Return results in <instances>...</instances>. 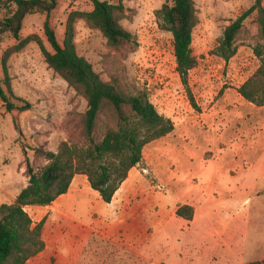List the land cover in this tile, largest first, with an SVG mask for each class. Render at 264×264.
Instances as JSON below:
<instances>
[{
	"label": "rangeland",
	"instance_id": "obj_1",
	"mask_svg": "<svg viewBox=\"0 0 264 264\" xmlns=\"http://www.w3.org/2000/svg\"><path fill=\"white\" fill-rule=\"evenodd\" d=\"M56 1L48 21L62 44L69 14L91 11L92 4L90 0ZM100 1L122 3L119 23L137 45L111 48L99 30L78 20L74 24L77 54L102 81L116 84L124 94H145L174 127L172 133L143 148L142 162L133 170L137 180L129 201L147 204L149 220L141 234L128 238L125 231L117 232L118 220L104 215H95L100 222L92 229L52 219V226L42 234L44 251L26 264H178L183 259L178 256L207 252L211 242L228 239L231 216L240 219L236 211L246 199L252 201L245 207L251 209L249 237H257L258 226L264 225V106L256 107L238 93L260 66L254 49L264 52L255 13L235 39L236 54L228 62L216 55L225 28L253 0H193L197 24L191 54L196 65L188 74V86L195 107L176 72L172 36L161 28L156 14L172 0ZM4 2L0 0V19L9 13ZM46 19L38 12L26 16L20 37L32 41L7 62L14 96L30 103L31 109L7 113L0 102V205L13 204L27 186L25 157L35 171L45 166L36 149L56 153L62 143L85 145L81 129L86 102L48 68L35 41L39 39L52 52L43 30ZM15 45L10 37L0 42V62L3 52ZM113 123L101 115L96 139ZM252 183L256 191L246 188ZM98 200L88 187L80 202L92 207ZM184 205L193 208L191 221L175 215ZM27 212L36 223L34 213ZM250 261L254 259L242 263Z\"/></svg>",
	"mask_w": 264,
	"mask_h": 264
},
{
	"label": "trees",
	"instance_id": "obj_2",
	"mask_svg": "<svg viewBox=\"0 0 264 264\" xmlns=\"http://www.w3.org/2000/svg\"><path fill=\"white\" fill-rule=\"evenodd\" d=\"M263 1L253 0L252 6L225 28L216 50V55L225 62L236 54L235 39L244 22L254 13L259 35L264 39ZM90 2L91 11H75L69 14L62 44L58 43L48 21V16L56 8V0H5L3 4L9 13L0 19V42L5 37H10L16 42L15 46L3 52L0 62L3 74L0 102L6 112L24 113L31 109L30 103L14 96L7 62L11 55L21 51L30 42L31 38L21 39L20 32L26 16L35 12L47 17L43 30L52 52L47 51L39 39H35L45 64L68 87L83 97L86 111L81 129L84 147L62 143L56 153L36 149L35 155L46 162L38 171L33 169L25 157L27 186L20 191L13 204L0 205V264H26L45 249L42 239L45 218L36 224L33 223L25 211L26 207L51 206L57 198L67 193L76 175L86 176L91 190L98 193L103 203L110 204L131 169L142 162L143 148L169 135L174 129L173 123L158 114L145 94H124L116 84L102 81L91 64L77 54L74 45V24L78 20H83L99 30L111 48L137 45L134 37L119 23L124 13L121 2ZM156 14L162 22L161 28L172 36L176 72L191 106L195 107L188 86V74L196 65L191 54L192 31L197 24L195 4L193 0H172L170 4H163ZM254 53L260 60V66L239 87L238 93L250 104L263 107L264 52L258 47L254 49ZM104 114L112 119L114 127L97 140V125L100 116ZM175 215L177 218L191 221L193 208L187 205L178 206ZM249 264H264V260Z\"/></svg>",
	"mask_w": 264,
	"mask_h": 264
},
{
	"label": "crops",
	"instance_id": "obj_3",
	"mask_svg": "<svg viewBox=\"0 0 264 264\" xmlns=\"http://www.w3.org/2000/svg\"><path fill=\"white\" fill-rule=\"evenodd\" d=\"M134 169H131L127 179L121 184L110 204L103 203L98 193L92 190L99 197V200L95 206L92 204V207H88L87 201H85L84 206L80 202V199H82L83 194L88 191V187L90 186L86 176L76 175L67 193L57 198L51 206L26 207L25 211L27 212L29 210L34 213L36 223L45 218L42 234H44L46 228L52 226L51 221L55 218H63L71 226L77 225L85 227V229H92L100 222L99 218H95L96 214L98 216L104 215L105 219L109 217L118 220L119 224L116 226L114 224L117 229L119 228L117 232L119 233L121 230L125 231L124 233L126 235L128 233V238L136 234H141L146 228L147 220H149V207L147 204H132L129 201V194L131 191L133 192L137 180V175L133 172ZM256 186L252 183L246 188L256 191ZM251 203L252 201L250 199H246L242 203L243 208L238 206L236 215L240 219H235L233 215L231 216L232 223L229 227L228 239H225V241L216 240L211 242L209 244L210 250L207 252L195 250L193 256L187 258H185L184 254L183 257L180 255L177 258L181 257L183 259L178 264H243L242 262L245 259H254V261L244 263L249 264L264 260V225H261V227L258 226L259 233L257 237L253 239L249 237L251 229V209H245V207H249ZM77 210L83 213L76 215L75 211ZM258 211L260 212V209ZM102 223H104L103 220Z\"/></svg>",
	"mask_w": 264,
	"mask_h": 264
}]
</instances>
